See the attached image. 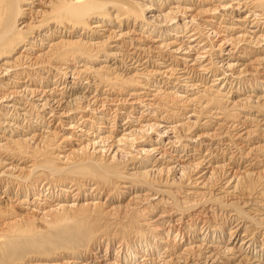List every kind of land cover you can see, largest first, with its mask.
Segmentation results:
<instances>
[{"label":"bare ground","instance_id":"6f19581e","mask_svg":"<svg viewBox=\"0 0 264 264\" xmlns=\"http://www.w3.org/2000/svg\"><path fill=\"white\" fill-rule=\"evenodd\" d=\"M208 2H210V0H51L48 3L49 4L48 7H50L48 8V10L36 11V14L37 12H41V14H43V18H41V20L37 22L38 23L37 26L32 27L27 24L25 27L19 28L20 24H22V22L19 23V21L24 18V12H27V11L35 12V10L33 9L34 8L33 0H0V57L10 58V56L14 54L15 51L18 50L21 45L25 44L28 38L35 37V36L32 37V35L30 34H32L33 32L34 33L38 32L40 28H44L43 26H45L44 24L46 20L47 21L51 20L52 22L55 23L56 27L53 28L55 32L54 31L53 32L56 34L58 33L60 35L56 43H52L49 45V48L52 49L51 51L49 50L50 52L49 56L51 58H55L56 61H58V65H61V66H56L55 70L56 72L60 73L59 74L60 77L57 80L54 79L52 81L53 82L52 85L58 84V86H60L58 90L62 91L59 94L58 93L54 94V92H52L53 88H51L52 89L51 91L41 92V94L43 95L48 94L47 96L48 98H45L43 100L41 98L43 102L41 105L31 106L32 108H29L28 110L26 109L25 107L26 105L24 104H23V107H24L23 109L16 107L19 101L17 99L10 98V95H14L16 94V92L4 93L2 95L0 94L1 102L7 101V105H3L0 102V108H1L0 110L5 111V114L1 115L0 118L6 119L5 116L10 113L9 121L19 122L18 120H20V118L27 121L31 119V116L34 114L35 109L36 110L39 109L38 110L39 112H40V109H45V108H48L49 110H53L55 108L60 110L61 106L63 105L64 107L61 109V114H60L61 116H70L71 111H76L78 108L81 110L88 111V112H94L95 110L98 109L96 106L98 104L96 102L97 99L96 100L93 99L95 98L94 96L92 97H89V95L84 96L85 93L97 94V92L101 91L102 87H108V88L106 90L101 91L100 93L101 95H103L107 91L110 92L112 91V89L114 90L115 88H118V90L120 91V89L122 90L123 88H127L129 90L132 87L131 88L132 90L130 91H138V88L146 87L148 83H145L144 85L140 87L141 82L143 81H139V78L136 79L132 77L133 76L143 77L144 80L147 82L150 77L148 78L146 74L147 73H150L152 75L155 74L153 72H150V70L148 71L146 69L147 67L145 66V64L150 66V61L148 60L147 62L146 60H144L143 63H139L138 61L141 59V54L140 52H138L139 51L138 49H136L138 51L135 50V52L131 53L129 56H132V57L129 58V56H127L128 52H125V54L122 56H119L120 52L118 53L115 52V51L121 50V48L118 45H116L114 48L108 47L109 49L112 48L110 50L107 48L108 46L107 42L110 39L116 38L114 41L120 40L121 43L123 44L124 40L121 38L126 36V33L122 34L120 31L119 33H116L118 31H115V29L112 30V28L113 27L120 28L121 26L124 27L126 24H129L130 22L131 23L133 22V24H136V26L139 27L140 30L145 29L146 32H150V33L153 32L157 34L156 37H164L165 35L171 36L172 39L170 38V40H168L166 43L162 42L163 39H161V41L157 40L156 42L161 43L159 48L160 47L166 48V47L171 46L167 49L168 50L171 49L170 52L173 54H180L184 49H186L188 52L184 51L182 54H185V55L188 54L186 55V58L192 57L189 61L191 63L193 62V65H197L200 68V70L207 73L209 70L208 66L212 64L213 65L217 64L216 62H214L215 60L212 61L211 59L212 57L210 58L211 55L209 56L206 54L207 51H211L210 49L214 48V45L207 46L205 43H203V39L200 38V35H198V32H196L197 30L194 31L193 28L191 29L192 26L194 27L197 26L198 28H200L202 34L206 35L207 33V32L203 33L202 25L200 24L195 25V18H196L195 15L196 14L193 16L192 15L187 16V12H200V13L202 12L204 14L212 15L214 14L213 12H216L215 11L216 9L214 8V6H210ZM227 2H228L227 4H222L221 10H225V11L231 10L237 13H242V12L245 13L244 17L241 19V22L250 20V21H247V23L252 24L250 25L251 27H255L254 30L249 31L254 36L248 37L249 40L247 39L248 42H246V46L249 45L252 48H255V46H257L256 48H258L260 43H264V0H227ZM25 6H28V8L26 9ZM153 10H155V12H158L159 15L153 18H151L152 17L151 16L150 19H148L146 17V13L154 12ZM180 17H181V20H180ZM154 18L155 20H151ZM188 18L190 19L186 21V19ZM152 23L154 24L151 25ZM188 24H190V26ZM56 28H58L60 31ZM61 29H64L66 33H68L69 35L67 37L65 36L66 33H64V35H61L62 33ZM226 30H228V28ZM80 31H83V32L80 33ZM90 31H91V34H90ZM100 31H105V32H108L109 34L107 36L105 35L104 37L105 33L102 32V34H100L101 33ZM257 33L258 35L256 36ZM214 34L217 35L218 33H215L212 31L207 35L213 36ZM241 37H245V36L243 35L237 36L236 38L227 39V40H226V37H224L221 40L222 43L220 42V45H218V48L221 46V44L228 45V42L230 40L232 42L229 44V46H231L230 48L236 49V46L240 42H242V40H236V39L241 38ZM101 38H104V40H102ZM173 39H184V41L186 42V45L182 44L183 41L178 43L174 41ZM36 40L38 41L39 39H37L36 37ZM245 41L246 40H243V42ZM192 42H196V43L192 44ZM211 42L209 41V43ZM28 44L30 45L31 43H28ZM176 45L177 47L172 49V47ZM104 46H106V49L104 48ZM182 46H185V47L183 48ZM133 48H137V47H133ZM206 49H209V50H206ZM111 50H115V51L112 52ZM212 50L214 51L215 49H212ZM190 51H193V55L190 54ZM100 52H102V54L98 55L100 54ZM210 53L211 52H209V54ZM100 57L105 58V60L99 61V63L100 62L102 63V66H99L96 69L93 66H90V67L88 66V62L99 59ZM119 57L121 58L119 60L120 63H126V62L130 63L131 62V64H136V66H140V69H138L140 70L139 73L133 72V76H129L128 78H123L120 75H118L119 74L118 70H123L124 68L125 70L127 69L126 65L119 63V65H117L116 67H113L112 65L107 64V59L109 58L108 59L109 61L110 59H115V58L116 60H118L117 58ZM78 58L81 59L79 62L83 61V64L81 65H79V62L77 61L75 62L78 64V67H80V70H76V68L70 69V67L68 66L67 67L63 66L65 65V61H67L66 62L67 64L68 60H71V59L76 60ZM11 59H13V57ZM27 59L28 58L21 57L20 55L14 59V62L16 63L17 60H19L20 62H25V60ZM161 59L164 60L163 57H161ZM206 60H208L207 61L208 63L203 65L202 63L205 62ZM258 60H262V59H257V61ZM152 62H153V66H157V68L158 66L166 67L164 69L165 71L160 73L162 74V76H164V74L167 73L169 74V77H171L173 73H176V74L178 73V71L174 67H172L171 64L169 68V65H164V63L166 62H162L161 64H159L158 61H151V63ZM218 63H221V61ZM35 64H30L24 68L28 69L32 66H35ZM1 65L15 69V66H14L15 64L12 65L8 61L3 62ZM18 66L23 67V64L17 63L16 67ZM119 66H121L122 68ZM136 66L133 67L134 68L133 70H136V68H138ZM231 66H232L231 64H228L226 65V68L228 69ZM172 68H174L175 71ZM116 72L118 74H115ZM1 73L2 71L0 68V74ZM185 74L180 75V77L177 78V81L181 78L191 79L187 77V75H189L187 72H185ZM13 75L15 76L20 75L22 77L23 72L21 71L18 73H14ZM68 75L69 77H67ZM224 75H227V74H225V71L224 72L222 71L221 75L214 74L211 77L218 78ZM3 76H6V74ZM25 76H28L30 78L29 81L33 83L31 79L32 77L31 74L27 73ZM65 77L72 78V80L76 79L77 82L75 83L79 85L78 89L76 90L77 92L70 91L69 88L72 86L71 84H75V83L71 81L70 82L65 81L66 80ZM82 79L85 80L84 81L85 83H82ZM225 79L226 77L224 78V80ZM214 80L218 81V79H214ZM16 82L18 83V81ZM16 82L13 84L17 85ZM116 84L119 86L116 87L115 86ZM68 85H70V87ZM23 86L25 87L24 93H26L25 89H27L26 88L27 85L25 86V83H24ZM93 86H95V88H92ZM182 86H185V88H195L194 85H190V86L182 85ZM246 88H249L250 92L249 91L247 93L245 92L244 96L241 98L238 97L237 100L234 103H232L233 106L231 110L240 111L239 114L244 113V112H252L253 110V112L254 113L256 112L257 114L259 111H261V109L263 110L264 108V92L262 93V95L258 94L259 96L258 95L254 96L253 92H260L261 87H258L257 85L254 86V84H250L248 87L246 86ZM0 90L7 92L8 89L1 88ZM140 94L142 93L141 92L140 93L131 92L129 95L135 97L134 99H137L136 96L138 97L140 96ZM27 95L32 97V95H35V91L34 90H31L30 92L27 91ZM64 95H66L67 97H64ZM172 95L175 96V98L182 97L180 95L178 96L177 92L172 93ZM214 98L213 97L208 98V99L205 98L202 102L197 101L198 105L196 106L197 107L196 109L198 111L196 112V110H194L193 108L191 111L193 113L189 115L190 117H195L196 120L194 122H189L187 124H189L190 126L191 125L193 126L199 123L197 120L198 117H196L197 113L199 117L200 115L202 116L203 111L210 113L211 112L210 109L211 107H213V104L219 101V98H217L218 101H216V99ZM63 99L65 100L63 101ZM194 99L197 100V97H195ZM194 99L192 98L190 101H193ZM188 100L186 101L189 102ZM107 101H110V100H107ZM116 101H121L123 103L126 102L125 100L122 101L121 99L120 100L118 99ZM94 102L96 103L94 104ZM19 103L21 104V102ZM99 103L101 106H104V101H99ZM143 103L144 102L141 101V102H138L137 104L141 106ZM90 106H94V107L96 106V108H92L90 110L89 109ZM143 106L148 109L150 107L152 108L153 104L151 105L149 102L147 104H144ZM171 109L172 110L169 111L170 115L172 114L170 113L171 111H176V113L173 112L174 114H177V112L179 111V108H175L174 106H172ZM184 109H186V107ZM215 109H218V108H215ZM226 111H228L229 113V110H226ZM155 113H156V110L153 112L150 111L147 114L148 116L146 117L140 116L142 120L144 121H140L139 118L136 120V122H140V123H137V129H136L137 131L136 130L132 131L133 134L131 135V138L127 137L126 134H123L121 138L116 140L117 147H114L113 145H108L105 143H104L105 145H100L102 146L103 149L105 148V146L108 148L107 150H100L97 153L100 154V153H105V152L106 153L111 152L112 156L109 157L111 158L110 162H108V160L103 162V159L100 158L102 157V155L99 156L98 158L96 157V159L91 158L92 156L89 157L90 155L85 153L88 145H83L82 143L78 146L80 147L79 149L73 150L67 156H59L58 154H55V152L49 153L48 151L53 149L54 143L50 140H47L48 138L47 136H45V134L50 133L47 131L44 132L45 134L39 135V136L32 135L30 137H25V136L16 137V139H10L8 140L7 143L0 145L1 156L4 154L5 158L6 157L8 159L10 158L12 163L17 162L16 165H12V163H10L9 165L7 164L6 165L7 168L5 170L7 172L5 173V171H0V179L5 178L3 182L5 184V187L8 186V188H10L11 191L14 190L15 194H18L25 198V199H22L20 203L27 204L29 201L26 198L28 196L30 197V195L31 196L33 195L31 203H28V204L39 206L40 202L38 201H40L42 197H44V194H43L44 192L42 193L41 191L42 189L38 191V186H40L44 182H45L44 184H53V182L61 183V184L65 183V185H61V187L63 188H60V190L58 189L61 194L56 195V196L51 194V198H56V200L53 201L54 204L48 205L46 207L47 210L45 208L43 210V213L40 214L42 215L41 219H43L46 215L52 216V219L48 222H46V219H44L43 221L41 220L42 224L45 221L44 223L46 224V227H44V229H40L36 227L34 225L35 223L34 219L33 220L30 218L16 219L15 217H13L12 219L8 220L7 218H5L6 215L4 216L3 214L5 212H3L0 208V264H83L84 257L88 255V252L93 250L92 249L93 247H98L99 245L98 242L101 238V237H98V235L100 234L106 237V240L108 241L107 246L110 242L111 236L119 237L120 244L116 248H120L122 244L124 245L126 243V240L131 237L135 239V242L133 243L134 245L129 246L128 244H126L130 252L126 251V254L122 258L124 262L138 259L139 261L138 260L136 261L137 264H224L223 263L224 261H227L226 264H264V245L259 247V251L256 250V247H255L256 245H253V242H252L253 234H251L252 231L255 232V229L256 230L264 229V208H263L264 204H261L260 201L257 202L256 200H250V199L249 201L243 202L242 200L237 198L238 196L236 197L237 200L234 199L233 202L229 203L228 200L224 201L225 199L224 197H226L225 196L226 194H224L222 197H216L212 195L213 196L212 198L210 197V195L212 194L211 192H207V194H205L204 192L200 193V192H197L196 190H194L195 191L194 193H192L193 191H191V188H192L191 186H196V185L199 186L198 184L200 183H202L203 185L202 188H204V185H205V183H203L204 181L198 182V179L201 177H197L198 178L197 179V178H193V176L196 175V171H198L201 167H204V165L210 163V160L212 157L215 158V156H211L213 155V153H211L209 154L211 158L208 157L209 160L207 159L208 161H205L206 155H202L198 153L199 151L197 148L199 147L201 148V146H205V147L209 146V144H205L204 141L211 140L212 138L215 139L219 134L217 133L215 134L214 132H210V133L207 132L202 135H197V139H194V140L189 139L187 140L188 144H185V145L179 144L182 137L180 135H175L174 140L172 142H169L168 144L170 145L169 150H173L174 146L176 147V145L179 144L178 145L179 148L176 147V151H174L175 153H178V154L169 155L170 153L166 154V152L163 150L161 151L162 154L159 155V157L156 160H154L152 163L150 162V159L143 158L140 162L128 164L125 167L126 169L125 168H122L124 170L121 169L122 171L118 169L121 167H119L118 165H115V162H116L115 157L119 156L120 153H123V155L126 157H131V155H129L130 152L127 149L128 147L126 148L127 144L125 145V142L132 143L129 146V149L132 150V147L134 146L133 144L144 143V142L150 143L151 137L150 135H148V132H150V134H155L160 138V137L166 136L165 134L168 131H174L177 126L182 127V125H175V126H170L168 128H165L164 130H161L162 126H160V124L157 121L160 119L157 118L158 115ZM139 114H142V113L139 112ZM233 115H238V114H233ZM17 117H19L18 120H17ZM147 117L149 118L147 119ZM243 118H244L243 121L245 122L254 121L253 119H250V118L249 119L245 117ZM76 122L78 121H76V119L73 118L72 123H75L76 125L77 124ZM9 123L10 122H8V125L10 127H14V125L11 126ZM141 123H144V124H141ZM124 124L126 123L124 122L123 125ZM217 125L220 126L221 124H217ZM242 126L244 125H241L239 123L231 124L229 126L230 128L238 129L235 132V134L231 133L230 136L232 137V139L233 137H236L235 139H240V140L243 139V141H246L245 140L246 137L253 136V133L255 130H252L251 128L249 130L248 129L246 130V128ZM69 128H71V126ZM256 129H258V127ZM81 130L82 129H80L79 131ZM81 132L85 133V131H81ZM96 142L95 141L92 142L93 145H91V147L99 146V145H95ZM101 142H104V141H101ZM122 143H124L123 145L124 147H120V146L118 147V145L120 144L122 145ZM238 145H241V144L240 143L235 144L234 147H237ZM260 147L262 146L258 145L257 147H254L253 149H257V148L260 149ZM115 148L116 150H114ZM178 149H182V150H178ZM152 151H155V150L147 149L145 151L144 145L143 147L137 148V150H135L136 153H140V154L143 153L144 155H147V154L153 155L154 153H152ZM249 151L247 152V154L249 153ZM189 152H192L191 155L189 154ZM181 153H183V155H181ZM133 157L134 156H132L131 158ZM181 158H186V159H183L182 161H180ZM215 160H218V159H215ZM225 160H226V156H225V159L223 158V160L221 159L220 161H218L220 165H216L215 167L213 166V168L207 165V168L208 167L211 168L210 173L207 172L209 173L207 175L208 176L207 180L214 179L215 182L219 181L220 180L219 172H220V175L221 176L223 175V178H224V176L226 175V172L229 171L226 169L227 164L226 163L224 164ZM230 160H231V157L229 158L228 162H230ZM18 162L20 163L18 164ZM23 163H24V167L20 168L19 165ZM61 165H64V166H61ZM257 175L258 174H254L252 172H247V171L241 174L240 176L232 175V178H231L232 180L230 179L229 181H227L226 184H228V187H231L233 189L232 192H237L239 189L240 190L244 189V186L246 184L245 180L247 181L254 180L255 179L254 177H256ZM258 177L260 176L258 175L256 179ZM85 178H88V179H85ZM92 179L93 180L97 179L99 181V182L96 181L98 183H95L93 185V186L96 185V187L107 184L112 179H114L113 181L119 182V184L122 181L123 182L127 181L125 182L129 184V187H126L127 189L132 190V191L137 189L136 192H133V194L131 195V198H129V201L131 200L134 201L133 205L131 204L132 203L131 201L130 203L127 202V204L123 206H117V207L108 206V209H105L103 207L104 203L97 201L98 200L97 195L93 196L91 194L88 195L86 199H83V201H81L80 204L77 203L76 199L79 194L78 191H80L82 188L83 189L86 188L87 186V185L84 186L82 183L89 184L91 183L90 180ZM179 181L184 187H187V186L191 187V188L187 187L188 190H185V189L182 190L184 194L182 198H179V196L177 198V195L179 194L178 190H171V189L161 190L159 188H156V187H162L164 184L173 185ZM116 182H112V184L114 185L113 189L116 190L115 192H117L120 188L118 185L115 184ZM220 182L221 181L217 183L220 184ZM250 183L252 184V182ZM67 185L70 186L69 189L73 187L77 188L76 191L78 194L77 193L75 194L77 195V197L74 198L75 195H72V196L68 195L70 197L64 196V193L65 194L70 193ZM251 186L250 187L253 188V184ZM247 188L249 189V186ZM253 189H250V190L252 191ZM88 190L97 191L96 188H89ZM140 190L142 192L149 191L151 192V195L150 194L148 195L147 194H142V195L136 194L137 192L140 193ZM219 190H223L221 186H219ZM157 193H160V194L162 193L163 197L158 199V201L154 202L152 200H157V199H154L153 196L157 195ZM121 194L122 193L118 192L116 195V198H118ZM203 194H205V196H202ZM198 195H201V197ZM248 195L250 196L252 194L249 193ZM39 196H41V199L39 198ZM61 196H62V199H60ZM69 198L70 199L74 198V199L72 201H68ZM141 202L143 203L147 202V203H144V204H147L146 207H141V206L137 207L138 206L137 204ZM156 204L157 205L159 204V206L164 205V207L172 204L170 211L172 210L173 212H176V214L173 217H176V215L178 214L180 215V218L178 217L175 221L177 223L180 222L181 226L185 224L182 218H186V215L188 214V212L201 209L202 211H199L198 214H201V213L203 214L205 210H207L206 208L211 209L213 204H215V206L217 205L216 208H218V206L222 207V209L227 211V213L228 212L230 214L233 213L234 217L236 218V221L239 220L240 222L241 220L243 222V225L244 223L245 224L248 223L249 225L244 227L246 230L245 231L243 230V234L239 235L238 239L236 240L239 242V246L235 247L237 248V250H235V248L230 245L229 246L225 245L222 248L215 247L216 249H213L214 247L213 245H211L213 247L212 248L213 250L208 249V247H205L208 243L214 244L215 242H218L219 240L215 241L216 238L218 237H216L217 232H215V230L213 229L211 231L209 229L203 230V232L207 231L203 233L202 229L206 227L204 225L205 227L202 226L200 227V229L197 228L199 230L198 234L200 236H203L202 239L200 241H192L189 243H188L189 240L188 241L185 240L187 241V243L184 244L181 251L177 253L175 251L176 249L174 248L177 245L181 244V242H183L181 240L186 238L188 233L192 235L191 230L195 231L196 227L194 228V226H196V221H198L199 219L198 217L195 218V223L186 224L185 225L186 229L178 228V230L173 235L171 234L172 232H170L171 230H169L168 228L165 231V233L163 232V236L160 234L155 236V243H151L149 240H147L148 243L146 241L145 245L143 246L137 245L136 242L138 241V237L140 238L139 235L143 236L142 234L145 233L144 231L146 230L148 231V228L145 230L144 227L146 226L148 227V225L151 224V223L150 224L146 223L147 224L146 226L142 225L140 221L142 220L145 222L147 219L140 220L137 217L139 216L140 218L144 214L143 211L145 212L146 208L152 210V208ZM37 209L40 210V206L37 207ZM75 209H77V211L79 210L80 218L77 219L76 217L78 216L76 215L74 216L71 215L72 216L71 218L67 217V213ZM34 210L36 209H33V211ZM262 211L263 213H261ZM187 216L191 217L188 219L194 220L193 214L190 213V215H187ZM9 218H11V216ZM111 218H115L114 220L119 221L118 223H116L117 227H115L114 225V227L116 228L115 231H113L112 233L111 231L110 233L108 231H105V232L102 231L103 233L98 232L97 224L99 223L102 224L103 222L105 223L107 220ZM63 221H66L70 224L72 223L73 225L72 226L65 225L66 222L64 223ZM62 222L64 223L63 226L60 224ZM171 222L172 220L169 222V224ZM109 223H110L109 221L108 223L106 222V225ZM111 223H112V220H111ZM204 224H205V221H204ZM111 225H113V223ZM155 227L158 228L156 224L154 225V228ZM170 227L172 228L173 225ZM238 229L237 230L233 229V230L234 232H236L238 231ZM232 232L229 231L230 233V234L228 233L229 237H232ZM171 235H172V239L170 238ZM206 237H208V240L211 239L210 241L212 242L210 241L208 242V240L206 242ZM141 238H144V237H141ZM123 241H125V243H123ZM150 244H152V246H150ZM201 246L203 247V249H201ZM107 249L108 247L105 249V252ZM139 253L141 254L140 256H139ZM111 264H116V262H112Z\"/></svg>","mask_w":264,"mask_h":264},{"label":"rangeland","instance_id":"374dc122","mask_svg":"<svg viewBox=\"0 0 264 264\" xmlns=\"http://www.w3.org/2000/svg\"><path fill=\"white\" fill-rule=\"evenodd\" d=\"M50 1L51 0H33V2H34V5H33L34 8L33 9L35 10V12H28V11L24 12V18L19 21V23L22 22V24H20L19 28L25 27L27 24L29 26H32V27L37 26L38 25L37 22L39 20H41V18H43V14H41V12H37V14H36V11L48 10V8H50V7H48V5H49L48 3ZM208 3L210 6H214V8L216 9L215 10L216 12H213L214 14L208 15V14H204L202 12L201 13L200 12H187V16H189V15L193 16L196 14L195 15L196 16L195 25L196 24L202 25L203 33H206V32L207 33H206V35L202 34L200 28H198L197 26H195V27L192 26L191 29L193 28L194 31L197 30L196 32H198V35H200V38L203 39V43H205L207 46L208 45L209 46L214 45V48H212V49H215V50L213 51L212 49H210L211 51H207V53H206L209 56L211 55L210 58L212 57L211 58L212 61L215 60L214 62L217 63L215 65L212 64V65L208 66V68H209L208 72L209 71H211V72H209V73L207 72L208 73L207 74V73L203 72L202 70H200V68L197 65H193V62L191 63L189 61L192 57L186 58V55H188V54H186V55L182 54L184 51H187L186 49H184L180 54H173L170 52L171 49H169V50L167 49L171 46L166 47V48L165 47L159 48L161 43L156 42V41L157 40L161 41V39H163L162 42L166 43L168 40H170V38L172 39L171 36L165 35L164 36L165 38L164 37H156L157 34H155L153 32H151V33L146 32L145 29L140 30V28L137 27L136 24H133V22L126 24L124 27L123 26H121L120 28L113 27L112 30L115 29V31H118L116 33H119V31L122 34L126 33V36L121 38L124 40V43H123L124 45L121 43L120 40L114 41L116 39V38H114V39H110L109 40L110 42L109 41L107 42L108 43L107 48L108 47L114 48L116 45H118L121 48L120 51H115V50H111V51L112 52L115 51L116 53L120 52L119 56L124 55L125 52H128L127 56H129L131 53L135 52L136 49H138L139 51L138 50H136V51L140 52V54H141V59L138 62L143 63L144 60H146L147 62L149 60L150 66L145 64V66L147 67L146 69L148 71L150 70V72H153L155 74L152 75L150 73H147L149 75L146 74V76H148V78L150 77L149 78L150 81L148 80L146 82L143 77L133 76V72L139 73V71H140V70H138V69H140V66H136V64H131V62L130 63L129 62L120 63L119 62V60L121 59L120 57L117 58L118 60H116V58H115V59H110V61L108 60L109 59L108 58L107 64L112 65L113 67H116L117 65H119V63L126 65V67H127L126 70H125V68L123 70H118L119 74L117 72L115 74H118L123 78H128L129 76H133L132 78H136V79L139 78V81H143V82H141L140 87L142 85H144L145 83H148V85L146 87L138 88V91H130V90H132L131 89L132 87L129 90L127 88H123L122 90L120 89V91L118 90V88H115L114 90L112 89V91H110V92H108V91L105 92L104 93L105 95L104 94L101 95L100 94L101 91L106 90L108 88V87H102L101 91L97 92V94L85 93L84 96H87V95H89V97L94 96L95 98H93V99H95V100L97 99L96 102L98 104L96 106L98 109L95 110L94 112H88V111L81 110L78 108L76 111H71L70 116H61L60 114H61V109L64 107V105H63V106H61L60 110L56 109V108L53 110H49L48 108H45V109H40V112H39L38 111L39 109L38 110L35 109L34 114L31 116L30 120L26 121V120H23L21 118H20V120H18L19 117H17V120L19 122L9 121L10 120V113H9L8 115L5 116L6 119L0 118V145L7 143L8 140H10V139H16V137H23V136L30 137L32 135H38L39 136V135L45 134L44 132L47 131V132H50V133L45 134V136H47V138H48L47 140H50L54 143L53 149L50 148L52 150L48 151L49 153L55 152V154H58L59 156H67L73 150L79 149L80 147H78V146L82 143L83 145H88L85 153L90 155L89 157L92 156L91 158L96 159V157L98 158L99 156L102 155V157H100V158L103 159V162L106 160H108V162H110L111 158H109V157L112 156L111 152H108V153L105 152V153H100V154L97 153L100 150H107V148H108L105 146V148L103 149L102 146H100V145L108 144V145H113L114 147H117L116 140L121 138V136L123 134H126L127 137L131 138V135L133 134L132 131L136 130L137 129V123H140V122H136V120L138 118L140 121H144V120H142V118L140 116L146 117V116H148L147 114L150 111L153 112L156 110L155 114H157L158 115L157 118L160 119L157 121L160 124V126H162L161 130H164L165 128H168L170 126H175V125H182V127L177 126L175 129L176 131L175 130L174 131H168L165 134L166 136H163L160 138L157 135L150 134V132H148V135H150V137H151L150 143L144 142V143L133 144L134 146L132 147V150L129 149V146L132 143L125 142V145L127 144L126 148L128 147L127 149L130 152L129 155H131V157L132 156H134V157L133 158L126 157L123 155V153H120L119 156H116L115 161L117 162V164L115 162V165H118L119 167H121V168H118V166H117V168L120 171L124 170L122 168H125L128 164L140 162L143 158L150 159V162L152 163L154 160H156L159 157V155L162 154L161 151H163V150L166 152V154L170 153L169 155H172V154L176 155L178 153H175L174 151H176V147L179 148V146H178L179 144H183V145L188 144L187 140L197 139V135H202V134L207 133V132L208 133L214 132L215 134L216 133L219 134L215 139L212 138L211 140L204 141L205 144H209V146H207V147L201 146V148L200 147L197 148L199 151L198 153H200L202 155H206L205 161H208L209 158H211V156H215V158H213V157L211 158L210 163L204 165V167H201L198 171H196V175L193 176V178L201 177V178H199V179L197 178V179H198V182L204 181L203 182V183H205L204 188H202L203 187L202 183L198 184L201 188L197 185L191 186L192 188L188 187V186L187 187L191 188V191H193L192 193L195 192L194 190H196L197 192H200V193L204 192L205 194H207V192H211L212 194L210 195V197H212V198H213V196L222 197L224 194H226L225 195L226 197H224L225 198L224 201L228 200L229 203L233 202L234 199L237 200V198H238V199L242 200L243 202L249 201V199H250V200H256L257 202L260 201L261 204H264V174H263V172H264V111H263L264 108H263V110L261 109V111H259L257 114H256V112L254 113L253 110H252V112H244V113H240V114H239L240 111H234V110L232 111L231 110V108L233 106L232 103H234L238 97L239 98L243 97L245 92L247 93L249 91V88H246V86L248 87L250 84H254V86L257 85L258 87H261L260 92H253L254 96H257L258 94L262 95V93L264 92L263 91L264 90V60H263L264 59V43H260L258 48H256L257 46H255V48H252L249 45H248L249 47L246 46V42H248V40H249L248 37L254 36L249 31L254 30L255 27H251L250 25H252V24L247 23V21H250V20H246L245 22H241V19L245 15L244 12L237 13V12H233L231 10H227V11L221 10L222 4L228 3L227 0H220V1L210 0V2H208ZM25 8L27 9L28 6H25ZM33 9H32V11H33ZM153 11L154 12L146 13V17L148 19H150L151 16H152L151 18H153V17L159 15L158 12H155V10H153ZM189 19L190 18L186 19V21ZM151 20H155V18L151 19ZM180 20H181V17H180ZM180 20H179V22H180ZM153 24L154 23H152L151 25H153ZM44 25H45V26H43L44 28H40L38 30V32H35V33L33 32L32 34H30V35H32V37L33 36H35V37L34 38H28L26 40L25 44L21 45L20 48L18 50H16L15 53L10 56V58L0 57V68L2 71V73L0 74V89L1 88L8 89L7 92L0 90L1 91L0 94L2 95L4 93L16 92V94L10 95V98L11 99H13V98L17 99L19 102H21L22 105L19 102L16 105V107L20 108V109L24 108L23 104L26 105L25 107L27 110L29 108H32L31 106L41 105L43 103L42 100L45 98H48L47 97L48 94L47 95L41 94V92H43V91H51L52 90L51 88H53L52 92H54V94H56V93L59 94L62 92V91L58 90L60 88V86H58V84L52 85V83H53L52 81L54 79L57 80L60 77V75H59L60 73L56 72V70H55L56 66H61V65H58V61H56L55 58H51L49 56L50 55L49 50L50 51L52 50L49 48V45L52 43H56L58 41V37L60 34L54 33L55 30L53 28H55L56 26H55V23L52 22L51 20H48V21L46 20ZM188 25L190 26V24H188ZM227 28H228V30H226ZM56 29H58V28H56ZM61 30H62L61 35H64V33H66V31L64 29H61ZM212 31L215 33H218V34L217 35L214 34L216 36L207 35ZM82 32L83 31H80V33H82ZM100 32H101L100 34H102V32L105 33L104 37H105V35L107 36L109 34L108 32H105V31H100ZM90 34H91V31H90ZM68 35H69L68 33L65 34L66 37ZM242 35L245 37H241V38L236 39V40H242V42H240L236 46V49L230 48L231 46H229V44L232 43L230 40L228 42V45L221 44V46L218 48V45H220V42L222 43V41H221L222 38L226 37V40H227V39H233V38H236L237 36H242ZM257 35H258V33L256 34V36ZM36 37H37V39H39L38 41L36 40ZM206 38H208V39H206ZM101 39L104 40V38H101ZM173 40L178 42V43L183 41L182 44L186 45V42L184 41V39H173ZM198 40H200V39H198ZM243 40H246V41L243 42ZM209 41L210 42L212 41V42L209 43ZM28 43H31V44L29 45ZM193 43L195 44L196 42H192V44ZM129 45H130V47H129ZM231 45H233V44H231ZM133 47H137V48H133ZM176 47H177V45L172 47V49L176 48ZM182 47L184 48L185 46H182ZM104 48L106 49V46H104ZM104 48H102V49H104ZM112 48H110V49H112ZM207 48H209V47H207ZM206 50H209V49H206ZM102 51H104V50H102ZM209 52H211V53L209 54ZM101 54H102V52H100V54H98V55H101ZM190 54L193 55V51H190ZM20 55H21V57H26L28 59L25 60V62H20L19 60H17V62L15 63L14 59ZM12 57H13V59H11ZM130 57H132V56H129V58ZM161 57H163L164 60H162ZM159 59H161V60H159ZM257 59H262V60L257 61ZM72 60H73V62H72ZM80 60H81L80 58H78L76 60L71 59V60H68L67 64H66L67 61H65V65H63V66L64 67L68 66V67H70V69L76 68V70H80V67H78V64L75 63L76 61L79 62ZM103 60H105V58L100 57L99 59L88 62V66L89 67L93 66L96 69L97 67L102 66V63L101 62L99 63V61H103ZM134 60H136V59H134ZM208 60H206L202 64L203 65L207 64ZM5 61H8L12 65L15 64L14 65L15 69L1 65ZM151 61H158L159 64H161L162 62H166V63H164V65H169V68H170V64H171V66L174 67L178 71V73L177 74L173 73V75L171 77H169V74H167V73H165L164 76H162V74H160V73L165 71L164 69L166 67L162 65L163 67L158 66V68H157V66H153V62L151 63ZM220 61H221V63H218ZM17 63H19V64L22 63L23 67L22 66L16 67ZM56 63H57V65H56ZM30 64H35V66H32L28 69L24 68ZM81 64H83V61L79 62V65H81ZM225 64L226 65L231 64L232 66L227 69ZM121 66H119V67H121ZM135 66L138 68H136V70H133L134 69L133 67H135ZM221 66H223V67H221ZM121 68H119V69H121ZM174 68H172V69L175 71ZM21 71L23 72L24 77L23 76L21 77L20 75H16V76L13 75L14 73H18ZM222 71L223 72L225 71V74H227V75H224V76H221L218 78L211 77L214 74H216V75L220 74L221 75ZM185 72H187L189 74V75H187V77L191 78V79L181 78L182 80L179 79L177 81V78L180 77V75L185 74ZM192 72H193V74H192ZM27 73L31 74V76H32L31 79H32L33 83H31L29 81L30 80V78L28 77L29 75L25 76ZM156 73H157V75H156ZM5 74H6V76H3ZM174 74H176V75H174ZM16 77H17V79H16ZM67 77H69V75ZM198 77H200V78H198ZM225 77H226V79L224 80ZM22 78H23V80H22ZM220 78H222V79H220ZM65 79H66L65 81H67V82H70V81L74 82V83L77 82L76 79L72 80V78H66V77H65ZM214 79H218V81L217 80L215 81ZM27 80H28V82H27ZM49 80H50V82H49ZM212 80H214V81H212ZM16 81H18V83ZM84 81L85 80L82 79V83H85ZM15 82L17 83V85L13 84ZM24 83H25V86L27 85V87H26L27 89H25L26 93H24V88H25L23 86ZM58 83H59V81H58ZM186 83H188V84H186ZM71 85L73 87L72 86L70 87V85H68L70 87L69 88L70 91L71 92H77L76 90L78 89L79 85H77L76 83L71 84ZM182 85H186V86L194 85L195 88H185V86H182ZM115 86L118 87L119 85L116 84ZM92 88H95V86H93ZM31 90L35 91V95H32V97L27 95V91L30 92ZM131 92H134V93H136V92L140 93L141 92L142 94H140L141 97L136 96L137 99H134L135 97L129 95ZM174 92L175 93L177 92L178 96L180 95L184 98H182V97H178V98L176 97L175 98V96L172 95V93H174ZM169 93H171V94H169ZM66 95H64V97H67ZM154 95H155V97H154ZM195 97H197V100L194 99ZM211 97H213V98L215 97L214 99H216V101H218L217 98H219V101H221V102L218 101L219 103L217 102L219 105L217 103L213 104V107H211V109H210L212 113L211 112L207 113V112L202 110L203 111L202 116L200 115V117H199L198 113L196 114L197 115L196 117H198L197 120L199 123H197L196 125H193V126L191 125L192 127L189 124H187L189 122H194L196 120L195 117H190L189 115L193 113V112H191L193 108H194V110H196V112L198 111L196 109L197 108L196 106L198 105L197 103L202 102L205 98L208 99ZM41 98H42V100H41ZM192 98L195 101L194 100L190 101ZM118 99L119 100L121 99L122 101L125 100L126 102L123 103L121 101H116ZM64 100L65 99H63V101ZM107 100H110V101H107ZM186 100H188L189 102H187ZM99 101H104V106H101ZM137 101L138 102H141V101L144 102L141 105L142 107L139 104H137L138 103ZM0 102H1V100H0ZM96 102H94V104ZM149 102L151 105L153 104V107L152 108L150 107L147 109L143 105L147 104ZM1 103L3 105H7V101H4V102L2 101ZM220 103H222V104H220ZM167 104H169L170 106ZM194 104H196V105H194ZM171 105L174 106L175 108H179V111L177 112V114H174V113H176V111H171L170 113H172V114L171 115L169 114V111L172 110ZM96 106L95 107L90 106L89 109L91 110L92 108H96ZM160 106H161V108H160ZM215 106H217V107H215ZM183 107L184 108L186 107V109H184ZM215 108H218V109L221 108V109L218 110ZM224 109H225V111H224ZM115 110H116V112H115ZM226 110H229V113ZM35 111H37V112H35ZM139 112L142 114H139ZM4 114H5V111L0 110V116L4 115ZM12 114H14V113H12ZM127 114H128V116H127ZM233 114H238V115H233ZM236 116H237V118H236ZM243 117L248 118V119L249 118L253 119L254 121H249V122L246 121L245 122V121H243V119H244ZM73 118L76 119V121H78V122H76L77 123L76 125H75V123H72ZM148 118L149 117H147V119ZM255 120L256 121L258 120V121L256 122ZM127 121H129V122H127ZM8 122H10L9 124L11 126L14 125L15 128L10 127L8 125ZM124 122L126 124L123 125ZM235 123H239L241 125H244L242 127H245L246 130L247 129L249 130L250 128L252 130H255L253 133V136H250L251 138L246 137L245 138L246 141H243V139L242 140L235 139L236 137H233V139H232V137L230 136L231 133L235 134V132L238 129L230 128L229 126L231 124H235ZM248 123H250V124H248ZM141 124H144V123H141ZM183 124H184V126H183ZM217 124H221V125L219 126ZM96 125H98V126H96ZM70 126H71V128H69ZM238 126H240V125H238ZM256 126L258 127V129H256L257 128ZM189 127H191V128H189ZM80 129H82L81 131H85V133L79 131ZM175 135H180L182 138H181L179 144H177L176 147L174 146L173 150H169L170 145L168 143L172 142L174 140ZM200 139H202V138H200ZM202 140H204V139H202ZM94 141L95 142L97 141L95 145H99V146H92L91 147V145H93L92 142H94ZM101 141H104V142H101ZM239 143L241 145L234 147L235 144H239ZM257 144L259 146H262L263 148L260 147V149L259 148L253 149L254 147L258 146ZM123 145H124V143H122V145L121 144L118 145V147L119 146L124 147ZM140 145H141V147H143V145H144L145 151L147 149L148 150L154 149L156 152L152 151V153H154L153 155L152 154L151 155L150 154L144 155L143 153H141V154L136 153L135 150H137V148H141ZM93 149H95V150H93ZM114 150H116V148ZM178 150H182V149H178ZM248 151H249V153L247 154ZM191 153L192 152H189L190 155H191ZM211 153H213V155L210 156L209 154H211ZM244 154H246V155H244ZM181 155H183V153H181ZM225 156H226V160L224 161V164L225 163L227 164L226 169L229 171L226 172V175L224 176V178H223V175L221 176L220 172H219V176H220L219 181H221L220 184H218L219 181H217L218 182L217 183L214 181V179H208L207 180V177H208L207 175L210 173L211 168H213V166L215 167L216 165H220V163L218 161H220L221 159L223 160V158L225 159ZM230 157H231V160H230V162H228ZM6 158H5L4 154L1 156V153H0V171H5L7 168L6 165L7 164L9 165L10 163H12L10 158L9 159L8 158L6 159ZM183 159H186V158H181L180 161H182ZM187 159H188V157H187ZM215 159H218V160H215ZM19 163L20 162H18V164ZM16 164H17V162L12 163V165H16ZM4 165H5V167H4ZM207 165L211 168H209V167L207 168ZM61 166H64V165H61ZM19 167L20 168L24 167V163L20 164ZM129 168H130V166H129ZM129 168H127V169H129ZM246 171L252 172L254 174H258L260 177H258L256 179V177L258 176L257 175L256 177H254L255 178L254 180H248V181L245 180L246 184L244 186V189H242V190L239 189L237 192H232L233 189L231 187H228V184H226L227 181H229L232 178V175L240 176L241 174H243ZM6 172L7 171H5V173ZM207 172H209V173H207ZM203 173H205V174H203ZM29 179H31V178H29ZM85 179H88V178H85ZM89 179H91V178H89ZM4 180H5V178L0 179V208L3 212L6 213V214L3 213L4 216L6 215L5 218H7L8 220L12 219L13 217H15L16 219H25V218L26 219L30 218L32 220L34 219V222H35L34 225L40 229H44V227H46V224L44 223L45 221L42 224V221L44 219H46V222H48L52 219V216L46 215L43 219H41L42 215H40V214L43 213V210L48 205L54 204L53 201H55L56 198H51V194L54 196L61 194L59 190H60V188H63V187H61V185H65V183L61 184V183L53 182V184H44L45 183L44 182L43 184L38 186V191L42 189L41 190L42 193L44 192L43 193L44 197H42V199H41V196H39V198L41 199L40 201H38V202H40L39 203L40 204L39 205L40 210H39V209H37V207H39V206H36L33 204H28V203H31L33 195L32 196L30 195V197L28 196L26 198L29 201L27 204L26 203H23V204L20 203L21 200L25 199V198L18 195V194H15L14 190L12 189L13 191H11V189L8 188V186L5 187V184L3 183ZM113 180L114 179L110 180V182H109L110 184L107 183L104 185H100L99 187H96V185L93 186L95 183L99 182L97 179L96 180H93V179L90 180L91 183H89V184L88 183H82L84 186L85 185H87V186H86V188H84V189L82 188L80 191H78L79 194L76 191V189H77L76 187L69 189L70 186L67 185L70 193L69 194L64 193V196H68V195L72 196V195H75L77 193L78 197H77V195H75L74 198L77 197L76 202L80 204L81 201H83V199H86L88 197V195H90V194L93 196L97 195V197H98L97 201L104 203L103 207L105 209H108V206L117 207V206H123V205L127 204V202L130 203L132 200L129 201V198H131V195L133 194V192H136L137 189H135L133 191L127 189L126 187H129V184L125 183L127 181L123 182L122 179H121L122 182L120 184H119V182H116ZM96 181H98V182H96ZM112 182H116L115 184L120 187L117 192H115L116 190L113 189L114 185L112 184ZM212 182H214V183H212ZM250 182H252L254 189L251 188L252 184ZM175 184H173V185L164 184L162 187H156V188H159L161 190H165V189L166 190L167 189L178 190L179 194L177 195V198H178V196H179V198H182L184 196L182 190H184V189L188 190V188L184 187L180 183V181L175 183ZM210 185H212V186H210ZM49 186H50V188H49ZM101 186H103V187H101ZM219 186H221V188L223 190H219ZM248 186H249V189L247 188ZM89 188H96L97 191L96 190L95 191L94 190L89 191L88 190ZM250 189H253L254 191L252 190L253 191L252 192ZM47 191H49V192H47ZM191 191H189V192H191ZM118 192H120L122 194L118 198H116V195ZM141 192L142 191L140 190V193L137 192L136 194H140V195L150 194L151 195V192H149V191H143L142 193ZM249 193H251L252 195L249 196L248 195ZM205 194H203L202 196H205ZM227 194H229V195H227ZM70 196H68V197H70ZM198 196L201 197V195H198ZM161 197H163V194L157 193V195L153 196V198L157 199V200H152V201L156 202ZM60 199H62V196ZM73 199L69 198L68 201H72ZM49 201H51V202H49ZM133 202L134 201H132V203H131L132 205H133ZM144 203H147V202H144ZM144 203L141 202V203L137 204L138 205L137 207H139V206L146 207L147 204H144ZM171 205L172 204L164 207V205L159 206V204L158 205L156 204L152 208V210L146 208L145 212L143 211L144 214L142 213L143 215L142 214L141 215L144 217H142L141 215L140 216L142 218L141 217L139 218V216L137 217L140 220L141 219H143V220L147 219L146 220L147 222L146 221L144 222L142 220L140 221V223L142 225L146 226L147 224L151 223L150 225H148V227L147 226L144 227L145 230L148 228V231L147 230L144 231L145 233L142 234L143 236L139 235L140 238L138 237V241L136 242L137 245L143 246L146 244L147 240H149L151 243H155V236L158 234L163 236V232L165 233V231L168 228H169V230H171L170 232H172L171 234L173 235L178 230V228L186 229L185 228L186 224L195 223V218L198 217L199 219H198V221H196V226H194V228L196 227L195 231L191 230L192 235H190L188 233L186 238L181 240L183 242H181V244L177 245L174 248V249H176L175 251L177 253H179L181 251L183 245L186 244L188 240H189L188 241V243H189L192 241H200L202 239L203 236H200L198 234L199 230L197 228L200 229V227H202L204 225L206 227L204 226L205 228L202 229V232H203V230H206V229H209L210 231L213 229V230H215V232H217L216 237H218V238H216L215 241L219 240L218 242H215L214 244L208 243L205 247H208V249H212L214 247L213 249H216L219 247L222 248L225 245L226 246L230 245V246L235 248V247L239 246V242L236 241L238 239V236L243 234V230L244 231L246 230L244 227L249 225L248 223H246V224L244 223V225H243V222L241 220H240V222H239V220L236 221V218L234 217L233 213L232 214H230L229 212L227 213V211L223 210L222 207L218 206V208H216L217 205L215 206V204H213L212 208L211 209L206 208L207 210H205V212L203 214L201 212H200L201 214H198L199 211H202L201 209H197L196 211L188 212L187 215H190V213L193 214L194 220L188 219L191 217H188L186 215V218H182V220L185 224L181 226L180 222L177 223L175 221L178 217L180 218V215L178 214V215H176V217H173L176 214V212H173L172 210H171L172 212L170 211ZM33 209H36V210L33 211ZM46 210H47V208H46ZM148 210H150L151 212ZM243 210H244V208H243ZM39 211H40V213H39ZM72 211H74V212H72ZM72 211H69L67 213V217L71 218L72 216L76 215V216H78V217H76L77 219L80 218L79 210L77 211V209H75ZM75 212L76 213L78 212V213L76 214ZM261 213H263V211ZM10 216H11V218H9ZM114 219L115 218H111V219L106 221L107 223H108V221L111 223V220H112L113 225H111L112 223L111 224L109 223L110 226H109V224L106 225V222L105 223L103 222L105 225L103 223L97 224L98 232L103 233L102 231H104V232L108 231L110 233V231H111V233H112L113 231H115V229H116L115 227H117L116 223H118L119 221L118 220L116 221ZM171 220H172V222L169 224V222ZM189 220H190V222H189ZM152 221H154V222H152ZM204 221H205V224H204ZM63 222L65 223L66 221H63ZM63 222L60 223L62 226L64 225ZM143 223H145V224H143ZM155 224H156V226H158V228L155 227L156 229L154 228ZM65 225H71L72 226L73 224L66 222ZM114 225H115V227H114ZM172 225H173V227L171 228L170 226H172ZM238 226H240V227H238ZM233 229L234 230L238 229V231L234 232ZM229 231L234 232V233L232 232V237H229V234H230ZM146 232H148V233H146ZM205 232H207V231H205ZM205 232H203V233H205ZM251 234H253V236H252L253 245H256L255 246L256 250L259 251V247L264 245V229H259V230L255 229V232L252 231ZM172 235L170 236L171 239H172ZM98 237H101L99 242H98L99 243L98 247H93L92 248L93 250L88 252V255H86L84 257V261H83L84 263L83 264H111L112 262H116V264H133L138 260V259H136V260L134 259L131 261L124 262V260L122 259L124 257V255L126 254V251L130 252L129 248L126 246V244H128L129 246L134 245L133 243L135 242V239H133L132 237L127 239L126 243H125V241H123V243H125V244L124 245L122 244V246L120 248H116L120 244L119 237L111 236L108 246H107L108 241L106 240L105 236H102V234H100V235H98ZM141 237H144V238H141ZM185 240H187V241H185ZM207 240H208V237H206V242H207ZM210 240H208V242ZM210 242H212V241H210ZM147 243H148V241H147ZM211 245H213V247ZM214 245H216V246H214ZM150 246H152V244H150ZM107 247H108V249L105 252V249ZM201 249H203L202 246H201ZM235 250H237V248H235ZM141 254H142V252H141ZM141 254L139 253V256ZM226 262L227 261H224L223 263L226 264ZM135 264H137V262Z\"/></svg>","mask_w":264,"mask_h":264}]
</instances>
